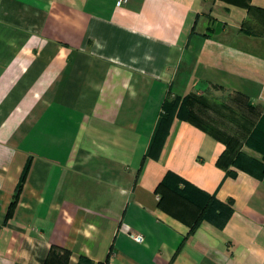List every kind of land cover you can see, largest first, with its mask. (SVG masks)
I'll return each mask as SVG.
<instances>
[{"label": "crops", "instance_id": "obj_1", "mask_svg": "<svg viewBox=\"0 0 264 264\" xmlns=\"http://www.w3.org/2000/svg\"><path fill=\"white\" fill-rule=\"evenodd\" d=\"M222 92L264 109V34L243 4L0 0V264H264V177L229 174L224 144L178 115ZM168 171L231 198L225 224L160 201Z\"/></svg>", "mask_w": 264, "mask_h": 264}, {"label": "trees", "instance_id": "obj_2", "mask_svg": "<svg viewBox=\"0 0 264 264\" xmlns=\"http://www.w3.org/2000/svg\"><path fill=\"white\" fill-rule=\"evenodd\" d=\"M232 3L243 4L246 6L248 15L253 16L260 23L261 33L264 34V8L256 6L250 3V0H226ZM249 19L244 20V24H248ZM254 31V30H252ZM200 97L196 94H189L182 98L178 115L190 119L196 125L200 126L204 131L216 137L219 141L224 144V150L218 157L217 163L223 167L229 174L235 175V171L231 169L234 167L236 169H242L256 177H264V109L261 112L254 110V106L247 102L243 104V108L235 109V107L226 106L228 112L234 113L236 116H242L241 122L243 123L242 129H249L247 135L246 143L247 146L257 151L261 158L250 156L243 151L234 149L233 145H238L236 138L231 137L226 132L219 130L221 129L214 124V127L202 122V119L191 108L192 105ZM204 99H206L204 97ZM176 102L174 101H165L163 104V114L162 121L168 122L171 113L176 107ZM239 108V107H237ZM161 120L158 123V127L155 130L153 141L151 143V148L161 147V142L163 141L168 129L165 128ZM241 127V126H240ZM151 151H149L150 153ZM161 193L160 201L170 202L174 208L180 203H189L194 205L190 212L194 217L197 216L199 219L194 223H198L200 220H206L216 227L221 228L225 222L230 217L233 211V200L230 198L226 201L218 200L214 195L207 193L205 190H202L189 182L188 180L182 178L178 174L168 171L166 176L160 181L156 189ZM179 207V206H178ZM177 208V207H176ZM169 211L174 212L168 208ZM185 218V217H184ZM192 223L190 229H194L195 224ZM76 264H106L105 262H93L90 258L85 256H80Z\"/></svg>", "mask_w": 264, "mask_h": 264}, {"label": "rangeland", "instance_id": "obj_3", "mask_svg": "<svg viewBox=\"0 0 264 264\" xmlns=\"http://www.w3.org/2000/svg\"><path fill=\"white\" fill-rule=\"evenodd\" d=\"M218 92L221 93V91H218ZM223 93L224 95L221 97L210 98V99L206 98V100L204 99L203 95L200 94L199 101L197 99V101L194 103V105L191 106V108L198 115V117L202 119V122H204L205 124L211 125L213 127H214V124L216 125L217 120L220 117H225V119L231 122V123L228 122V124L230 125L232 124V127L221 128L219 130H222L226 132L227 134H229L231 137L236 138V142L238 145L236 146L234 144L233 148L243 151L244 153L250 156L261 158V155L257 151L247 146L246 139L249 133V129H242L243 123L235 122L236 120L240 121V118H242V116H236L234 113L228 112L226 110L225 105L230 106L229 108L227 107V109L229 110L232 107L231 104L234 101V98H230L229 96H226L225 92H222V94ZM234 125H236V127H234Z\"/></svg>", "mask_w": 264, "mask_h": 264}, {"label": "built area", "instance_id": "obj_4", "mask_svg": "<svg viewBox=\"0 0 264 264\" xmlns=\"http://www.w3.org/2000/svg\"><path fill=\"white\" fill-rule=\"evenodd\" d=\"M125 0H118V3H121ZM131 236L138 242H142L143 241V236L141 234H131Z\"/></svg>", "mask_w": 264, "mask_h": 264}]
</instances>
